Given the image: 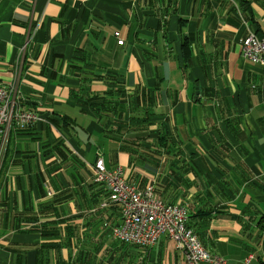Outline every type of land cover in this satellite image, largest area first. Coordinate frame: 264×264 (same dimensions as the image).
I'll return each instance as SVG.
<instances>
[{"label": "crops", "instance_id": "0c3cea01", "mask_svg": "<svg viewBox=\"0 0 264 264\" xmlns=\"http://www.w3.org/2000/svg\"><path fill=\"white\" fill-rule=\"evenodd\" d=\"M250 32L264 33V0H0V83L41 118L0 137V264H186L166 236L112 238L122 217L93 181L99 157L187 209L211 256L264 264V67L242 57ZM110 90L125 113L107 127L93 100Z\"/></svg>", "mask_w": 264, "mask_h": 264}, {"label": "built area", "instance_id": "2783aa9c", "mask_svg": "<svg viewBox=\"0 0 264 264\" xmlns=\"http://www.w3.org/2000/svg\"><path fill=\"white\" fill-rule=\"evenodd\" d=\"M114 37L118 46L125 45L119 32ZM241 54L253 64L264 67V34L259 36L250 32L241 43ZM19 94L17 83H0V137L4 135V129H27L41 120L37 114L21 109ZM3 149L4 145H1L0 155ZM94 180L107 183L110 190V198L103 207H120L122 222L113 228V239L131 246L151 248L160 236L166 235L184 254L186 264H227L223 258L208 254L195 232L188 228L187 209L157 199L153 186L140 190L129 184L121 167L109 171L101 157L94 165ZM253 258V255L249 256L245 263L249 264Z\"/></svg>", "mask_w": 264, "mask_h": 264}, {"label": "trees", "instance_id": "16d2710c", "mask_svg": "<svg viewBox=\"0 0 264 264\" xmlns=\"http://www.w3.org/2000/svg\"><path fill=\"white\" fill-rule=\"evenodd\" d=\"M264 34V33H263ZM188 42L185 41L183 42V56H184V63H185V67L187 68V66L189 65V59L191 57V50L189 48V45L187 44ZM122 92L118 91V90H110L108 92H106L104 95L102 96H95L94 97V100H97V101H100L99 105H97V108L95 109L96 111V114L102 119V120H106V125L107 127L111 124L112 120H111V113L112 111L114 112L115 115H117L116 113H119L120 116L121 114H124L125 112L122 111V110H118L117 109V106L119 105L118 104V101H113L112 98H114L117 94H120ZM32 113V112H31ZM109 113V114H107ZM113 114V115H114ZM114 115V116H115ZM114 122V121H113ZM68 123H66L67 125ZM106 127V126H105ZM31 128V127H30ZM29 129V128H27ZM23 133L26 132V130L22 131ZM108 170V169H107ZM109 171H112V170H109ZM94 176V175H93ZM3 180V169H0V184ZM93 181L95 184H102L105 189H107V195H106V200L104 201V203L110 198V190L108 189V186L106 185L107 183H97L95 182L94 180V177H93ZM103 203V204H104ZM112 206H115L116 209H119L120 210V207L119 206H116V205H112ZM118 207V208H117ZM120 214H121V211H120ZM189 229H191V227L189 225H187ZM257 226H258V229L264 234V216H262L258 223H257ZM116 227H119L118 225L117 226H113L112 228L110 227V233H111V236H112V230L113 228H116ZM192 230V229H191ZM162 236H166V235H162ZM160 236V237H162ZM159 237V238H160ZM167 237V236H166ZM168 238V237H167ZM169 239V238H168ZM116 240V239H114ZM170 240V239H169ZM118 241V240H116ZM171 241V240H170ZM120 242V241H118ZM123 243V242H121ZM125 244V243H123ZM127 245V244H126ZM131 246V245H130ZM131 247H135V248H143V247H139V246H131Z\"/></svg>", "mask_w": 264, "mask_h": 264}, {"label": "rangeland", "instance_id": "374dc122", "mask_svg": "<svg viewBox=\"0 0 264 264\" xmlns=\"http://www.w3.org/2000/svg\"><path fill=\"white\" fill-rule=\"evenodd\" d=\"M105 208V207H104Z\"/></svg>", "mask_w": 264, "mask_h": 264}]
</instances>
